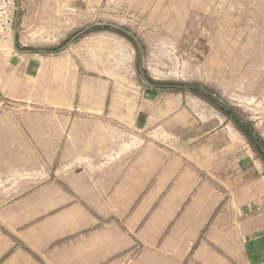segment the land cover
<instances>
[{"label":"rangeland","instance_id":"1","mask_svg":"<svg viewBox=\"0 0 264 264\" xmlns=\"http://www.w3.org/2000/svg\"><path fill=\"white\" fill-rule=\"evenodd\" d=\"M112 1L14 0L0 48V211L54 185L95 215L97 182L111 195L102 167L118 153L159 162L210 150L215 173L204 177L230 237L214 246L203 231L209 248L183 255L135 240L126 263L264 264V0ZM150 193L127 215L153 217L167 193Z\"/></svg>","mask_w":264,"mask_h":264},{"label":"crops","instance_id":"2","mask_svg":"<svg viewBox=\"0 0 264 264\" xmlns=\"http://www.w3.org/2000/svg\"><path fill=\"white\" fill-rule=\"evenodd\" d=\"M79 54L84 55L82 50ZM61 55L68 65L63 70L71 73L76 60L67 50ZM168 153H157L159 162L150 151L112 157L111 164L102 167L107 168L102 176H111L103 178L102 189L111 190V195L100 198L97 182L95 215L88 210L87 198L81 196L79 205H72L55 193L59 189L54 185L1 209L0 222L6 224L0 227V264H121L122 259L127 264L135 240L159 248L155 253L183 255L194 245L209 248V242L199 244L203 231L214 246L216 239L229 238L226 206L218 209L217 185L204 177L215 173L214 152ZM140 190H149L152 199L157 192L167 193L149 219L127 215ZM104 204L112 207L110 213H105Z\"/></svg>","mask_w":264,"mask_h":264},{"label":"built area","instance_id":"3","mask_svg":"<svg viewBox=\"0 0 264 264\" xmlns=\"http://www.w3.org/2000/svg\"><path fill=\"white\" fill-rule=\"evenodd\" d=\"M110 3L117 5L116 1L110 0ZM15 11L14 0H0V48L13 33Z\"/></svg>","mask_w":264,"mask_h":264}]
</instances>
